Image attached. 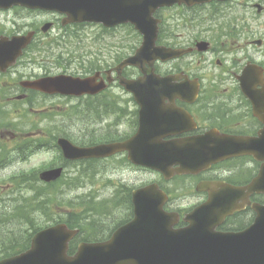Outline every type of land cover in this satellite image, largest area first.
<instances>
[{"label":"flooded vegetation","instance_id":"obj_1","mask_svg":"<svg viewBox=\"0 0 264 264\" xmlns=\"http://www.w3.org/2000/svg\"><path fill=\"white\" fill-rule=\"evenodd\" d=\"M29 2L31 0H13L10 6L0 5V171L30 169L19 165L31 161L32 150L54 154V158L46 163L47 167L64 165L58 140L66 136L74 141V131L79 129L78 120L83 121L84 109L88 124L93 123V136L104 142L130 139L141 127L147 138L166 141L188 139L215 129L228 135L256 136L264 127L239 78L250 63L259 64L264 73V37L256 38L257 33L253 30L255 16H264V0H210L159 7L154 12L160 19L157 45L190 51L177 58L154 60L156 73L174 75V78L166 85L151 89L148 88L151 85H147L139 90L162 92H142L138 97L121 82V78L145 77L144 70L137 65L118 70L119 64L129 55L127 27L131 24L128 23L114 27L99 24L104 33L91 35V47L93 44L94 47L90 55L94 70L82 76L96 75L99 87L95 93L79 97L45 91L49 77L84 74L77 71L80 61L75 46H80L86 39L85 28L97 24L68 23V16L60 10L32 6ZM142 39L139 33L137 43L141 44ZM202 40L206 41L205 45ZM145 65L149 67V62L145 61ZM186 76L200 81L195 99L191 94L195 86L187 83ZM39 81L46 89L37 87ZM255 88L262 89L263 85L259 83ZM36 105L42 107L36 108ZM70 108V122H67L63 113ZM48 109H52L49 112L54 116L49 117L52 120L47 124L54 126L32 130L26 115ZM56 156L59 158L55 164ZM127 158L128 152L123 151L105 159L110 163L109 173L120 174L116 180L107 176L109 194L103 198L114 217L109 214L105 226L99 225L97 219L87 220L88 227L79 228L70 242L71 253L77 252L84 242L108 241L123 224L128 207L126 191L121 185L127 183L123 177ZM260 165L261 162L250 155L235 156L197 174L184 175L186 181L182 184L161 181L169 194L162 209L178 215L173 229L194 224L203 226L205 236H196L193 240L212 245L214 240L219 243V232H239L248 228L256 218V204L264 205L263 193L242 192L235 196L233 200L240 207L220 223L215 212L219 207L204 208L200 220H194L190 214L209 201L210 189L206 183L225 180L245 186ZM29 182L27 177L18 184L24 186ZM9 185L11 187L14 182ZM162 233L170 234L172 229L157 231L158 236L143 240L142 246L152 243L146 247L156 250Z\"/></svg>","mask_w":264,"mask_h":264},{"label":"water","instance_id":"obj_2","mask_svg":"<svg viewBox=\"0 0 264 264\" xmlns=\"http://www.w3.org/2000/svg\"><path fill=\"white\" fill-rule=\"evenodd\" d=\"M176 1L182 0H42L44 3L59 7L77 20L103 22L106 25L122 21L133 23L143 34V43L137 52L126 59L122 65L140 66L144 65L145 61H148L152 66L153 61L157 58L167 59L183 53L184 50L181 49L156 45L160 20L153 14L159 7L171 5ZM184 1L192 3L193 1L208 0ZM202 44L205 45V43ZM147 70L145 79L123 80V83L138 94L137 86L160 85L166 80L155 75L153 67ZM262 79V72L252 66H247L241 76L243 89L254 102L256 110L264 109L261 102L264 101V89L261 90L262 97L261 91L254 89L253 81L257 80L262 83ZM57 80L51 87L57 84L56 90H61L62 83L60 81L62 79ZM192 84L196 85L197 83L193 81ZM37 85L46 89L45 84L41 81ZM49 85L47 84V87ZM93 85V79H80L76 85H71L67 90L79 94L92 92ZM193 92L196 95L198 90ZM59 141L65 156L71 159L104 157L115 151L127 149L129 159L133 162L158 169L166 177H171L175 172L196 171L205 167L207 163L239 153L249 152L257 159H264V130L260 137L247 140L229 136L214 138L209 137L208 134L193 140L150 141L142 138V134H138L127 141L90 147L76 146L66 138H61ZM174 165H178V167L173 168ZM62 172V167L45 170L41 173V178L46 181L55 180L61 176ZM248 189L264 191V165ZM161 196H165V194L158 189L157 184L136 190L134 192L135 219L119 229L114 238L106 245H85L77 256L68 257L66 254L68 240L75 234V230L68 228L66 224L59 223L35 234L29 250L17 256L3 259L0 264H264V207L258 210L256 221L251 227L237 233L236 236H220L219 243L214 241L212 245H208L206 241L193 240L200 235L197 232L199 228L190 227L177 231L174 236L168 233L160 234L164 238L172 237V240L166 243L168 246L162 248V251L158 248L154 251L141 250L137 229L142 225V222L138 218L137 209L142 203L144 206H154V204H146V199ZM217 196L215 195V197ZM157 205L156 203L155 206ZM141 217L144 220L143 227L151 230L143 234V237L148 238L163 229V218L146 213ZM151 244H145V246Z\"/></svg>","mask_w":264,"mask_h":264},{"label":"rangeland","instance_id":"obj_3","mask_svg":"<svg viewBox=\"0 0 264 264\" xmlns=\"http://www.w3.org/2000/svg\"><path fill=\"white\" fill-rule=\"evenodd\" d=\"M255 27L253 28V30H255V32L257 34H255L256 38L259 37H264V16L262 17H258L255 16V21H254ZM86 32H87V37L85 39V46L82 49L78 50V47L75 46L74 51H76V55L77 52L79 53V56L81 54V52L84 53H89L93 50V47H91V35H95L94 31H98L99 28L97 26H94L92 28L88 27L86 28ZM94 30V31H91ZM121 30V29H120ZM178 33H182L180 30H178ZM129 34V33H128ZM258 49V48H257ZM86 51V52H85ZM44 54V51H43ZM64 56H67V54L65 53ZM92 55H87L85 56V62H87V59H91ZM80 61V58H79ZM94 65V64H93ZM84 66V65H83ZM86 66H91V64L89 62L86 63ZM75 67H77V64H75ZM76 70V69H75ZM77 71L81 72H87L88 70L85 69H81L79 68ZM49 101V99H48ZM50 106V102H48V107ZM42 107L41 105H36V108H40ZM56 111V108H53ZM71 109V108H70ZM52 109H48V110H43L41 112H31V114H27L26 117L30 119V124L32 127V130L36 127H48L51 128L54 126V124H47V122H50L52 119H50L49 117L54 116V114H52L51 112ZM88 115L85 111V109L83 110V121L78 120L80 126L79 129H75V142L79 143V144H90V142H92L93 140L95 141H100V139L96 138L93 136L94 132L92 130L93 126H92V122H90V125L88 124ZM46 118V119H44ZM63 118L65 119V121L70 122V114H65L63 115ZM54 158V154L53 153H49V152H45V151H41L37 154H35L32 158L31 161L28 163H24V164H20L19 167L20 168H30L33 166L39 167L42 164H45L49 161H51ZM110 163L109 161H101L98 165L95 166V168H98L97 172H93L92 168H89L88 165L84 164V165H80L76 168L73 167H69L68 169V173L66 175L65 178H71L73 176H76L80 171L85 172L87 175V177L89 178H85L84 180L86 181V183L84 184V186H80L78 188H65L62 190L61 187H59V190L57 187L51 188L52 192H60V195L57 196V198L54 199L53 202H57L58 204H54L52 206V210L54 212H56L53 216V220H48V216L45 214H40L35 216L37 218L36 220V224L38 226H46L49 224H52L56 221V219H59L61 217H64L62 211V204L59 203H64L66 202V200H64V198H72V197H80L81 194H87V193H91L93 196H96V201L101 202V200L105 197L108 196L109 194V188L107 186L108 183V177L110 176L111 179L116 180L117 177H119V172L115 173V175L110 174L108 169H109ZM74 169V171H73ZM10 169H7L5 171H0V184H1V195H2V200L0 201V210H4L5 211V215H3V221H13L12 224L10 225H4L3 228H0V235H10V237L14 240L16 238H19L23 235H27V233L29 232V229H31L30 227V223L27 222L25 219H21L20 221L18 220V218H16L15 220L13 219L14 214L17 210L16 205L12 202L9 204V199L10 195L12 193V189L11 187H9V183L11 182L10 180V176L14 173L17 172H13ZM94 173V174H93ZM155 172L154 171H149V170H138L135 169L133 166H131L130 164H127V168H126V172L123 173V177L124 179H126L127 183L130 185H141L145 182L151 181L154 179L155 177ZM108 188V189H107ZM58 192V193H59ZM33 192L30 189H23L20 193H14L15 196H24V197H31L33 196ZM9 204V205H8ZM8 205V206H7ZM65 206H70L69 203L64 204ZM79 209H81V207H78ZM7 216V217H5ZM99 217V216H96ZM104 217V215H103ZM103 217H99L102 219H99L98 223L99 225L105 226L106 225V219H104ZM24 220V221H22ZM18 221V222H16Z\"/></svg>","mask_w":264,"mask_h":264},{"label":"trees","instance_id":"obj_4","mask_svg":"<svg viewBox=\"0 0 264 264\" xmlns=\"http://www.w3.org/2000/svg\"><path fill=\"white\" fill-rule=\"evenodd\" d=\"M85 175H87L85 172L80 171L79 176L74 177V178L72 177L73 179H71V182H74L75 184H80L83 181ZM32 176H35V175L32 173ZM32 188L34 189V195L32 196V199H31L32 204L30 205V207L33 209V212L46 209V210H48V211H45V213L48 216L47 219L53 220L54 219L53 216L55 213L52 210V206L54 205V203H51L50 197L55 195L56 192H54L52 194V192L50 191L51 185H46L45 189H43V186L37 187L35 185ZM43 190H45V191H43ZM39 196H46L48 200L46 202H43V201L37 202L36 198H38ZM17 215H19V214H17ZM20 215L23 216L24 214H20ZM35 216H30V217L24 218L27 222L30 223V227L32 230H36V229L41 228V226H38L36 224L37 218ZM21 219L22 218H18L19 221ZM61 220L67 222L68 217L65 220H64V218H62ZM22 221H24V220H22ZM16 222H18V221H16ZM56 222H58L57 219H56ZM12 223H13V221L8 222V221L0 220V228H3V226L6 224L10 225ZM28 241H29V236L26 237V239L23 242H21L20 240H17V239L13 240L10 237V235H0V255L2 254L4 256H9L11 254H15V252L18 250V248L25 246L28 243Z\"/></svg>","mask_w":264,"mask_h":264}]
</instances>
